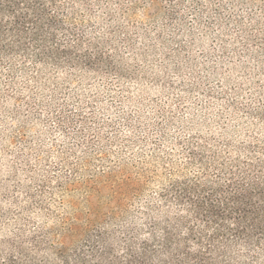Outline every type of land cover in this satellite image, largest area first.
Listing matches in <instances>:
<instances>
[{
	"label": "rangeland",
	"instance_id": "374dc122",
	"mask_svg": "<svg viewBox=\"0 0 264 264\" xmlns=\"http://www.w3.org/2000/svg\"><path fill=\"white\" fill-rule=\"evenodd\" d=\"M60 3L83 63L0 57V239L81 215L116 241L164 219L192 149L264 147V0Z\"/></svg>",
	"mask_w": 264,
	"mask_h": 264
},
{
	"label": "trees",
	"instance_id": "16d2710c",
	"mask_svg": "<svg viewBox=\"0 0 264 264\" xmlns=\"http://www.w3.org/2000/svg\"><path fill=\"white\" fill-rule=\"evenodd\" d=\"M67 21L60 0H0V57L83 63L82 39L60 37L75 36ZM192 150L201 168L163 187L164 219L115 241L66 217L48 233L0 239V264H264V147L215 155L212 168Z\"/></svg>",
	"mask_w": 264,
	"mask_h": 264
}]
</instances>
